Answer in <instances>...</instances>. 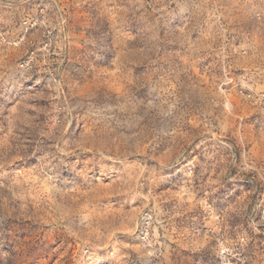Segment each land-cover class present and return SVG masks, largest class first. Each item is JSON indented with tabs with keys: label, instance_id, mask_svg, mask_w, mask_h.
<instances>
[{
	"label": "rangeland",
	"instance_id": "rangeland-1",
	"mask_svg": "<svg viewBox=\"0 0 264 264\" xmlns=\"http://www.w3.org/2000/svg\"><path fill=\"white\" fill-rule=\"evenodd\" d=\"M0 264H264V0H0Z\"/></svg>",
	"mask_w": 264,
	"mask_h": 264
}]
</instances>
